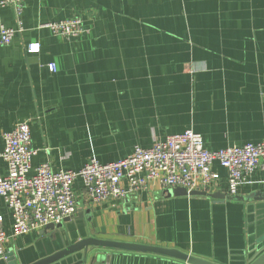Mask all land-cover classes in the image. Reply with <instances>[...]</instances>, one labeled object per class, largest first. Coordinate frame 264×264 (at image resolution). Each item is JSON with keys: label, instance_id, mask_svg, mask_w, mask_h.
I'll return each mask as SVG.
<instances>
[{"label": "crops", "instance_id": "crops-1", "mask_svg": "<svg viewBox=\"0 0 264 264\" xmlns=\"http://www.w3.org/2000/svg\"><path fill=\"white\" fill-rule=\"evenodd\" d=\"M73 18L83 23L77 37L41 28ZM1 26L16 33L0 46V153L3 135L22 122L37 150L32 166L54 170L79 171L91 159L115 163L136 146L187 130L210 151L264 140V0H22L19 17L0 6ZM31 44L38 53H27ZM212 170L219 178L208 194L225 193L227 172L216 163ZM6 175L0 157V178ZM170 190L148 181L96 205L77 180L75 213L60 228L10 237L0 264H34L86 238L215 264H248L264 245V201L170 197ZM263 193L264 173L255 169L236 196ZM0 216L10 236L12 215L1 198ZM106 257L107 264H187L101 248L83 264ZM250 264H264V253Z\"/></svg>", "mask_w": 264, "mask_h": 264}, {"label": "built area", "instance_id": "built-area-1", "mask_svg": "<svg viewBox=\"0 0 264 264\" xmlns=\"http://www.w3.org/2000/svg\"><path fill=\"white\" fill-rule=\"evenodd\" d=\"M19 17L22 0H0ZM18 24L17 32H21ZM52 34L71 38L84 32L82 20L73 18L41 25ZM16 31L0 27V46L8 45ZM38 44L27 46V53H38ZM48 69L55 72V65ZM4 148L0 157L7 165V175L0 178V198L11 211V235L2 229L0 216V259L5 257L4 245L10 237L38 231L49 225H60L76 211L73 184L80 180L86 198L92 204L110 199H124L150 181L161 188H181L187 193H209L219 175L213 164L227 172V197L236 196L240 185L259 169L264 173V140L257 144L206 150L202 136L192 130L157 140L148 149L134 147L130 156L115 163L102 165L95 159L79 171L54 170L49 163L32 166L37 150L32 147L27 122L18 124L3 135ZM122 183L126 187H122Z\"/></svg>", "mask_w": 264, "mask_h": 264}, {"label": "water", "instance_id": "water-1", "mask_svg": "<svg viewBox=\"0 0 264 264\" xmlns=\"http://www.w3.org/2000/svg\"><path fill=\"white\" fill-rule=\"evenodd\" d=\"M168 193H169L168 196L170 197L171 196H207L217 201H223L226 199L233 201H242V202L264 201V193L255 194L250 197H237V196L227 197L222 191L213 194H207L204 192H197V191L187 193L186 190L181 188L170 190ZM61 226L62 224L56 226L49 225L46 227V230L60 228ZM260 242L261 243L264 242V236L262 241ZM93 248L154 254V255H159L162 257L182 261L187 264H215L213 262L198 257L186 255L184 253L172 249H165L160 247L144 246V245H137L130 243H120V242L106 241V240H97L92 238L81 239L77 241L75 244L65 247L62 250L58 251L57 253L53 254L52 256L42 259L34 264H56L58 262H63L64 260H67L69 258L73 259L74 256L76 255H79L81 258H79V260H75L73 264H83L85 260L84 258H86L90 249ZM260 253H264V245L258 251H256L250 259H248L249 261L248 264L252 263L257 257V255H259ZM100 259L102 263L107 264V257L105 259L104 258H100Z\"/></svg>", "mask_w": 264, "mask_h": 264}]
</instances>
